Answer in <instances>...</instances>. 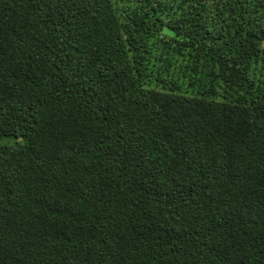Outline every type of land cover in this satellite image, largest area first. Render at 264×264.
Returning <instances> with one entry per match:
<instances>
[{
    "label": "trees",
    "instance_id": "obj_1",
    "mask_svg": "<svg viewBox=\"0 0 264 264\" xmlns=\"http://www.w3.org/2000/svg\"><path fill=\"white\" fill-rule=\"evenodd\" d=\"M0 264H264V0H0Z\"/></svg>",
    "mask_w": 264,
    "mask_h": 264
},
{
    "label": "rangeland",
    "instance_id": "obj_2",
    "mask_svg": "<svg viewBox=\"0 0 264 264\" xmlns=\"http://www.w3.org/2000/svg\"><path fill=\"white\" fill-rule=\"evenodd\" d=\"M5 141V139H3V140H0V142H4Z\"/></svg>",
    "mask_w": 264,
    "mask_h": 264
}]
</instances>
